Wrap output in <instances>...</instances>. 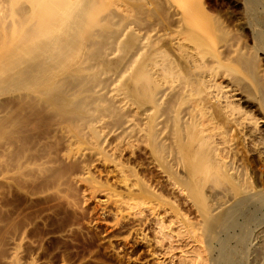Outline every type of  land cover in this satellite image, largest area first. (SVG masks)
Wrapping results in <instances>:
<instances>
[{
	"label": "bare ground",
	"instance_id": "obj_1",
	"mask_svg": "<svg viewBox=\"0 0 264 264\" xmlns=\"http://www.w3.org/2000/svg\"><path fill=\"white\" fill-rule=\"evenodd\" d=\"M239 1L0 0V94L22 91L96 146L117 120L118 147L193 201L211 264H246L254 245L264 260V0Z\"/></svg>",
	"mask_w": 264,
	"mask_h": 264
},
{
	"label": "rangeland",
	"instance_id": "obj_2",
	"mask_svg": "<svg viewBox=\"0 0 264 264\" xmlns=\"http://www.w3.org/2000/svg\"><path fill=\"white\" fill-rule=\"evenodd\" d=\"M211 1L223 9L242 8L239 0ZM21 92L0 94L1 128L13 132L0 137L9 154L0 151V264H190L186 260L198 249L210 258L193 201L140 149L132 155L118 147L117 120L102 128L106 141L96 146L53 111L36 114ZM48 160L41 172L36 164ZM183 217L192 222L191 232ZM254 247L240 248L245 263L264 264Z\"/></svg>",
	"mask_w": 264,
	"mask_h": 264
}]
</instances>
